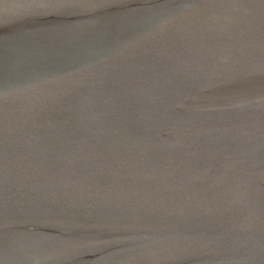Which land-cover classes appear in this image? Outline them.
Wrapping results in <instances>:
<instances>
[{"label": "water", "instance_id": "1", "mask_svg": "<svg viewBox=\"0 0 264 264\" xmlns=\"http://www.w3.org/2000/svg\"><path fill=\"white\" fill-rule=\"evenodd\" d=\"M0 264H264V0H0Z\"/></svg>", "mask_w": 264, "mask_h": 264}]
</instances>
